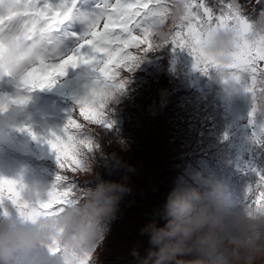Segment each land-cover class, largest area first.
Instances as JSON below:
<instances>
[{
    "label": "trees",
    "instance_id": "trees-1",
    "mask_svg": "<svg viewBox=\"0 0 264 264\" xmlns=\"http://www.w3.org/2000/svg\"><path fill=\"white\" fill-rule=\"evenodd\" d=\"M206 4L214 11L230 4L257 30L264 31V0H206ZM140 57L131 71L121 70L126 86L108 101L111 127L97 125L84 133L95 145L86 153L103 178L120 180L127 176L132 187L91 264H138L133 250L138 248L143 257L148 247V237L141 235V228L181 177L195 183V176L203 185L219 187L238 207L249 203L250 190L264 176V101H254L246 90L250 86L247 80L226 82L217 76L215 68L205 73L195 66L190 51L171 44ZM70 69L78 71L81 66ZM97 75L80 90L59 78L52 88H36L48 97L57 130L36 126L35 136L23 139L19 129L8 127L17 122L10 115L4 116L0 158L5 156L20 170L15 179L26 185L40 182L50 187L63 174L58 154L48 141L53 133L63 134ZM120 161L134 166L135 171L121 165L109 174L105 163ZM4 167L0 163V171ZM9 170L15 174L14 169ZM0 176L5 177L3 173ZM84 180L79 173L74 177L80 188L86 186Z\"/></svg>",
    "mask_w": 264,
    "mask_h": 264
},
{
    "label": "snow or ice",
    "instance_id": "snow-or-ice-1",
    "mask_svg": "<svg viewBox=\"0 0 264 264\" xmlns=\"http://www.w3.org/2000/svg\"><path fill=\"white\" fill-rule=\"evenodd\" d=\"M6 3L10 6L19 4L21 8L7 13L0 10V78L16 75L24 88L42 89L55 85L70 68L81 65L92 66L98 75L89 93L79 101L78 110L68 120L63 134L53 133V138L48 141L58 154L63 174L58 175L56 182L48 188L46 199L33 207L23 199L26 184L0 176L2 212L11 205L19 214L26 210L35 214H54L77 198L81 188L74 182V177L82 171L84 154L95 146L84 133L97 125L111 127L107 120V104L126 86L121 79V70L131 71L141 53L160 47L153 40L151 24L154 21L171 23L166 45L190 51L199 70L207 73L212 68H222L226 82L247 80L250 86L246 90L254 101H264V31L257 30L230 4L223 10L214 11L207 6L206 0H184L182 15L172 22L170 16L176 0H103L98 5L103 11L91 20L89 30L80 37L78 48L62 56L52 34L73 19L77 0L63 11L42 6L41 0H6ZM222 28H234L237 33L227 63L206 51L211 36ZM72 35L80 36L78 33ZM45 43L51 54L40 50ZM26 101L27 97L21 96L13 102L23 104ZM0 108L6 109L7 105H0ZM248 205L257 209L264 206V176L256 188L250 190ZM92 256L88 254L81 264H91Z\"/></svg>",
    "mask_w": 264,
    "mask_h": 264
},
{
    "label": "clouds",
    "instance_id": "clouds-1",
    "mask_svg": "<svg viewBox=\"0 0 264 264\" xmlns=\"http://www.w3.org/2000/svg\"><path fill=\"white\" fill-rule=\"evenodd\" d=\"M184 0H176L170 20L183 13ZM153 40L160 47L170 38L171 23L154 21ZM237 33L222 28L211 36L206 51L222 63L230 60ZM218 77H225L221 68ZM87 153L83 157L84 183L73 202L54 214H19L11 205L0 212V264H81L94 255L106 238L111 222L132 191L129 177L104 179ZM124 165L106 162L109 174ZM128 171L134 166L127 164ZM181 177L152 219L141 228L147 235V255L133 250L138 264H264V206L233 205L214 185ZM48 185L34 182L24 189L23 199L33 207L46 199Z\"/></svg>",
    "mask_w": 264,
    "mask_h": 264
},
{
    "label": "rangeland",
    "instance_id": "rangeland-1",
    "mask_svg": "<svg viewBox=\"0 0 264 264\" xmlns=\"http://www.w3.org/2000/svg\"><path fill=\"white\" fill-rule=\"evenodd\" d=\"M72 2L73 0H41L42 6H51L53 10L61 11L66 10L67 7H71ZM102 3L103 0H77L73 19L62 26L58 32L52 34V38L58 45L57 50L62 56L69 55L78 48L81 43L80 37L89 30L91 20L95 19L96 16L103 11L102 8L98 7V5ZM20 8L21 6L19 4L10 6L6 3V0H0V10H3L5 13L10 10H19ZM72 33H78L80 36L72 35ZM40 50L47 54H51L48 50L47 43L41 45ZM84 51L87 52L88 49L85 48ZM96 74L97 72L94 71L91 66L81 65V70L75 71L69 69L67 75L59 77V79L61 81H66V83L74 89L80 90L83 87L87 88L90 84V80H92V76ZM21 96L27 97L25 103L17 104L13 102ZM3 104H6L7 108H0V125L2 126L5 123L3 122L4 116L6 114L10 115L12 120L17 123L9 124L8 127L19 129L23 139H25L26 135L29 136L36 133L38 126L43 129H58L53 123L54 118L49 109L48 97H43L42 94L38 93L37 89L24 88L21 79L16 75H5L0 78V105ZM7 137L8 136H5V138ZM1 147L2 144L0 142V151ZM0 163L5 164L7 168L6 170L4 167L2 171H0L1 174L3 173L5 177L11 179L18 178L20 170L16 167H12L11 162L5 156L0 158ZM9 168L14 169L15 174L12 173Z\"/></svg>",
    "mask_w": 264,
    "mask_h": 264
}]
</instances>
